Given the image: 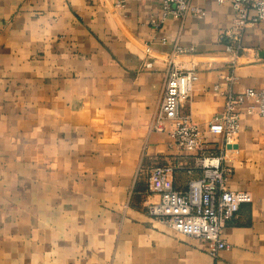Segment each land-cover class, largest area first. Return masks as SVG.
Here are the masks:
<instances>
[{"label": "crops", "instance_id": "1", "mask_svg": "<svg viewBox=\"0 0 264 264\" xmlns=\"http://www.w3.org/2000/svg\"><path fill=\"white\" fill-rule=\"evenodd\" d=\"M192 2L201 16L162 22L163 0H0V264H264L258 113H242L226 149L207 133L229 188L253 196L225 229L228 248L213 255L147 211L151 166L194 160L172 121L153 124L172 59L199 71L182 110L203 128L230 91L264 84V21L236 53L232 4ZM190 178L178 167L175 187Z\"/></svg>", "mask_w": 264, "mask_h": 264}, {"label": "built area", "instance_id": "2", "mask_svg": "<svg viewBox=\"0 0 264 264\" xmlns=\"http://www.w3.org/2000/svg\"><path fill=\"white\" fill-rule=\"evenodd\" d=\"M193 0H163V22L169 16L182 18L189 13L201 16L204 11ZM230 2L235 11V21L228 35L234 40V51L243 49L242 40L247 27L264 21V0H217ZM183 51V48H178ZM199 79L196 65L190 67L172 59L167 71L163 97L153 119L156 128L172 121L170 135L179 149L192 153L191 164L165 163L151 166L147 183L150 195L147 211L171 228L196 236L209 243L211 254L217 255L230 244L225 239V229L237 216L241 206L250 203L253 196L246 190H233L228 186L231 168L224 163V151L211 150L207 133L224 136V149L233 145L239 135L242 113L264 116V84L249 87L241 93L230 91L224 110L214 116L206 128L194 122L182 110L190 100L195 82ZM243 106H246L243 108ZM245 110V111H244ZM178 167H186L191 178L185 190L175 187L174 175ZM200 171V176H194Z\"/></svg>", "mask_w": 264, "mask_h": 264}, {"label": "water", "instance_id": "3", "mask_svg": "<svg viewBox=\"0 0 264 264\" xmlns=\"http://www.w3.org/2000/svg\"><path fill=\"white\" fill-rule=\"evenodd\" d=\"M232 145H229L228 147H231Z\"/></svg>", "mask_w": 264, "mask_h": 264}]
</instances>
